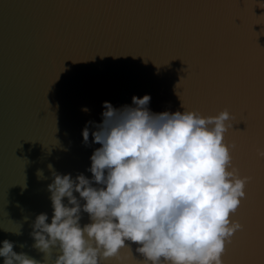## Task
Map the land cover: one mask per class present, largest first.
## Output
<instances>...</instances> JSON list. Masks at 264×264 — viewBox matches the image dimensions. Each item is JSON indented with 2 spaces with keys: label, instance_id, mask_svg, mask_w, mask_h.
<instances>
[{
  "label": "water",
  "instance_id": "water-1",
  "mask_svg": "<svg viewBox=\"0 0 264 264\" xmlns=\"http://www.w3.org/2000/svg\"><path fill=\"white\" fill-rule=\"evenodd\" d=\"M239 3L245 23L234 25L236 11L225 9L204 14L210 24L198 23L202 13L189 0H0V242L7 238L15 251L52 264L59 246L46 256L33 247L32 223L40 212L51 221L53 170L93 175L90 156L100 144L92 131L103 120L104 101L119 109L134 94L149 93L153 112L185 107L209 116L227 107L233 116L229 99L198 89L219 48L264 49V0ZM232 139L228 128L230 148ZM231 154L229 167L244 176ZM87 222L82 209L81 225ZM126 243L142 264L136 243ZM120 253L130 264L128 248ZM100 264L119 261L100 257Z\"/></svg>",
  "mask_w": 264,
  "mask_h": 264
},
{
  "label": "clouds",
  "instance_id": "clouds-1",
  "mask_svg": "<svg viewBox=\"0 0 264 264\" xmlns=\"http://www.w3.org/2000/svg\"><path fill=\"white\" fill-rule=\"evenodd\" d=\"M150 100L149 93L134 94L132 104L119 109L103 102V120L92 131L100 147L90 156L91 177L52 171L51 221L48 213H38L30 233L33 247L45 256L59 246L52 264H100V257L112 256L129 264L120 253L131 248L126 241L136 243L142 264H223L226 239L242 227L232 213L249 179L229 167L224 133L232 113L227 107L209 116L185 107L153 112ZM258 155L264 157V148ZM82 209L89 216L83 225ZM13 244L0 242L3 264H47Z\"/></svg>",
  "mask_w": 264,
  "mask_h": 264
},
{
  "label": "snow or ice",
  "instance_id": "snow-or-ice-1",
  "mask_svg": "<svg viewBox=\"0 0 264 264\" xmlns=\"http://www.w3.org/2000/svg\"><path fill=\"white\" fill-rule=\"evenodd\" d=\"M192 7L202 13L198 18L210 24L212 18L204 15L215 9L236 11L232 23H245L239 0H189ZM239 19V23H237ZM199 92H214L229 99L234 105L233 120L229 129L233 160L248 177L246 195L233 214L242 227L226 239L221 254L223 264H264V157L258 149L264 148V49L246 52L219 48L216 60ZM243 120L246 127L233 128ZM128 248V247H126ZM130 264H141L128 248Z\"/></svg>",
  "mask_w": 264,
  "mask_h": 264
}]
</instances>
